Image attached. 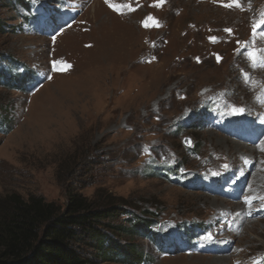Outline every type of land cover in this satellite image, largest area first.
<instances>
[{
	"label": "rangeland",
	"instance_id": "rangeland-1",
	"mask_svg": "<svg viewBox=\"0 0 264 264\" xmlns=\"http://www.w3.org/2000/svg\"><path fill=\"white\" fill-rule=\"evenodd\" d=\"M23 1L0 0L5 68L34 75L0 83V199L110 195L172 242L115 233L143 264H264V0Z\"/></svg>",
	"mask_w": 264,
	"mask_h": 264
},
{
	"label": "trees",
	"instance_id": "trees-1",
	"mask_svg": "<svg viewBox=\"0 0 264 264\" xmlns=\"http://www.w3.org/2000/svg\"><path fill=\"white\" fill-rule=\"evenodd\" d=\"M3 30L0 26V31ZM7 62L1 55L0 83L15 89L25 88L34 77L33 72L7 69ZM0 125H5L1 113ZM113 200L103 194L98 200L89 199L80 192L71 193L65 207L36 195L24 199L12 194L0 199V264L147 262L148 256L138 247L123 244L116 238L118 232L149 237L161 251L165 244H172L167 235L153 229L151 218L114 207ZM119 216L126 217L128 225H113V218Z\"/></svg>",
	"mask_w": 264,
	"mask_h": 264
},
{
	"label": "snow or ice",
	"instance_id": "snow-or-ice-1",
	"mask_svg": "<svg viewBox=\"0 0 264 264\" xmlns=\"http://www.w3.org/2000/svg\"><path fill=\"white\" fill-rule=\"evenodd\" d=\"M106 2H107V0H106ZM233 5L236 7H240L239 0H232V4L227 5V6L231 7ZM261 25H264V14H262L261 20L259 23H255V22L253 23V31H252L253 39L251 41L253 48L246 53V55L248 56L249 60L251 61L253 67L264 66V48H255L256 38L258 35L257 30L261 27ZM157 26H159V25L157 24ZM226 31L231 33V29H226ZM213 39H215V38H213ZM238 43H241V42L238 41ZM243 43L247 47L249 42H243ZM245 76L247 78V74H245ZM233 111L240 112V111H243V109L234 108ZM209 238H211V236H209Z\"/></svg>",
	"mask_w": 264,
	"mask_h": 264
},
{
	"label": "bare ground",
	"instance_id": "bare-ground-1",
	"mask_svg": "<svg viewBox=\"0 0 264 264\" xmlns=\"http://www.w3.org/2000/svg\"><path fill=\"white\" fill-rule=\"evenodd\" d=\"M220 124V123H219ZM252 124H253V122L252 121H250V123H246V124H244V125H240L239 127H237V128H239V129H241V131L243 132V137H244V139H247V138H245L247 135H253L254 137H257L258 135H259V130L258 129H256V128H253L252 127ZM220 127H223V126H220ZM229 132H231V131H229ZM260 136V135H259ZM242 137V138H243ZM260 139V138H259ZM256 140H257V138H256ZM228 139H226V138H224V139H222L220 142L221 143H228ZM238 144L240 143V146L242 145V146H245L244 144H242L241 142H239L238 140L236 141ZM253 142V141H252ZM235 144V143H234ZM233 147V146H232ZM234 150H235V148H233ZM240 150V149H239ZM253 151V150H252ZM257 176H259V174L257 173V175H256V177ZM254 183V182H253ZM252 185V184H251ZM215 246V245H214ZM220 246H222V244H219V245H217V248H218V250L216 251V255H218L217 257H218V261H221V263H222V260L219 258V257H222L220 254L223 252V251H225V250H223ZM221 249H220V248ZM214 248V247H213ZM212 248V249H213ZM216 248V247H215ZM223 259V258H222Z\"/></svg>",
	"mask_w": 264,
	"mask_h": 264
},
{
	"label": "water",
	"instance_id": "water-1",
	"mask_svg": "<svg viewBox=\"0 0 264 264\" xmlns=\"http://www.w3.org/2000/svg\"><path fill=\"white\" fill-rule=\"evenodd\" d=\"M186 143H187V145H191V140L188 139V140L186 141Z\"/></svg>",
	"mask_w": 264,
	"mask_h": 264
}]
</instances>
